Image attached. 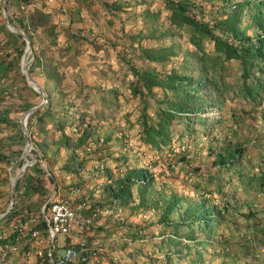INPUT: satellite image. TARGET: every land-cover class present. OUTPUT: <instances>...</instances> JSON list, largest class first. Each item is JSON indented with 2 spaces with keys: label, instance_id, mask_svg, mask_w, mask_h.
I'll list each match as a JSON object with an SVG mask.
<instances>
[{
  "label": "trees",
  "instance_id": "1",
  "mask_svg": "<svg viewBox=\"0 0 264 264\" xmlns=\"http://www.w3.org/2000/svg\"><path fill=\"white\" fill-rule=\"evenodd\" d=\"M71 1L74 5L64 7L68 16L60 18L67 25H59L60 20L54 19L45 1L31 5L35 0H5L8 21L23 33H16L8 29L4 21L0 22V30L4 33L0 43V75L14 65L19 67L26 46L23 35H26L32 49L28 67L30 74L46 92L47 98L52 91L56 92L58 104L57 108L52 107L50 102L42 104L28 116L29 136L40 153L32 149L36 159L30 165L33 166L34 175L26 189L27 210H32L33 206L38 208L39 202L45 203V210H48L46 193L50 185L55 190L58 187L57 170L53 165L61 149L66 148L70 153L57 169L74 173L84 165L86 158L78 157L76 150L85 145L93 134L92 126L85 121L84 115L90 118L93 114L104 118L109 116L100 109L94 108L93 113L87 111L94 104L89 98L90 91H99L97 99L105 105L119 104V86L113 83L116 78L123 83L126 70L125 76L119 75L108 61V47L116 46V41L109 36L99 39L98 35L91 33L92 25L87 23L92 19L99 21V9L110 15L106 17V24L110 27L115 24V16L118 17L120 11L134 20L138 15L135 7L142 6L138 15L141 26L129 36L131 47L135 50L131 55L135 54L143 62L138 64L134 58H127L124 50L116 52L119 67L122 65L120 59L124 60L125 67L132 75L128 88L132 98H137L139 139L156 150L171 147L177 140L180 149L185 137L195 139L203 134L217 141L213 164L228 169L234 160L240 159L245 150L244 142L233 143L227 129L236 131L237 125H224L226 115L223 110L227 99L237 100L240 106L250 105L254 109L264 104V0H238L229 6V0H219L221 4L217 0H161L163 8L158 6L155 9L152 7L153 0ZM244 17L250 22L242 23ZM248 26L254 27L252 35L247 33ZM38 32L40 35H37ZM60 32L64 34L62 41L58 37ZM41 34L47 38V42L40 37ZM145 38L153 39V42L147 45L142 43ZM37 39L40 46L36 44ZM84 43L93 47L87 54L88 70L93 74L92 83L84 81L81 67L77 64L81 53L87 52L83 51ZM99 50L104 53H98ZM98 55L104 57L105 63L97 68L94 59H98ZM70 63L76 64L75 69H68ZM21 77L24 78L22 73ZM72 91L74 96L80 98L78 105L81 107L74 109L78 115L71 113L66 117L61 112L75 106L67 98ZM34 94L35 99L30 105L39 102L40 93L34 90ZM233 109L229 107V112ZM209 110L218 113L214 115ZM76 118L80 132L72 139L65 131L64 123ZM221 125L224 127L221 128ZM109 135L106 134L104 138L108 139ZM185 157L181 156V159L185 160ZM39 159L44 161L46 168L41 166ZM0 162L7 164L9 155L0 151ZM195 169L199 170L197 167ZM105 172L110 179L113 198L121 205L130 204L132 208L141 206L159 211L157 219L150 221L159 225L157 231L147 229L148 225L125 223L130 240L151 241L153 247L148 254L145 253L142 264H208L203 253L214 248L213 240L215 242L218 236L215 234L216 224L223 220V211L230 204L228 200L223 202L221 209L209 199L210 189L197 192L196 196L199 197L174 190L165 195L164 191L156 190L155 177L147 167H131L120 176H113L108 167ZM208 176L212 179L210 172ZM250 176L253 180L261 177L258 183L260 188L263 187L264 169L259 170L258 167ZM19 179L20 176L14 189L18 187ZM194 189L201 190L199 181H194ZM216 190H221L219 185ZM21 214L11 207L5 213L4 222L24 220ZM27 214L29 217L33 211ZM36 226L45 232L43 221L39 220ZM10 234L9 237H14L17 232ZM155 236L159 239L152 242ZM134 250L129 249L126 254L133 258L131 264H138L134 258L141 251L137 248ZM37 257L41 259L40 263L51 264L44 257ZM184 257L188 260L182 261ZM70 264L92 262L76 260Z\"/></svg>",
  "mask_w": 264,
  "mask_h": 264
},
{
  "label": "rangeland",
  "instance_id": "2",
  "mask_svg": "<svg viewBox=\"0 0 264 264\" xmlns=\"http://www.w3.org/2000/svg\"><path fill=\"white\" fill-rule=\"evenodd\" d=\"M43 1L51 9L55 20L68 16L64 7L74 5L71 0H35L31 5H39ZM217 1L220 4L222 3L219 0ZM236 1L238 0H229L227 2L228 6ZM227 3H224V5H227ZM158 6L163 8L161 0H153V9ZM135 8V13L139 15L142 6L137 5ZM4 10L6 11V8H4L2 0H0V22L4 21ZM99 11V21L94 19L87 20V23L92 25L90 28L91 33L98 35L99 39L109 36L111 40L116 41V46L110 45L108 47L110 50L108 61L113 69L119 72V75H123L124 70H126V76L123 75L126 78L123 83H120L119 78H116L113 83L119 86V102H117L119 104L117 105L108 106L103 104L96 96L99 91H90L89 98L93 100L94 104L87 108V111L93 113L94 108L100 109L104 111L105 115L109 116L104 118V116L99 117L93 114V117L90 118V116L84 115L85 121L91 124L93 132L92 138L76 150L78 157L86 158L84 165L74 173L66 172L65 170L56 171L58 178L56 190L63 196H70L68 199L72 201L73 205L86 201L85 205L100 204L111 209L108 214L100 216L99 220L102 222L93 227V229L97 230V233L93 234L90 239L86 238L85 234L92 228H88L81 233L88 243L95 244L100 242L106 247L102 251L103 253L98 254L97 259L99 261L92 259V264H131L133 258L130 259L126 251L129 249L134 250V248L141 251L138 255L136 254L137 257L134 260L137 259L138 264H142L145 253L148 254L153 247L151 241L130 240L125 223L148 225L147 229L153 231L159 229V225L151 224L150 222L157 219L158 210L153 208L145 209L141 206L132 208L130 204L123 206L113 198L109 185L110 179L105 172L106 167L110 169L113 176H120L131 167H147L153 172L155 177L154 186L156 190L164 191L165 195H168L170 190H174L196 196L197 192L210 189L209 199L217 206H220L221 209L223 202L228 200L230 204L223 211L224 218L216 224L215 234L218 236L215 237V242L213 240L214 248L211 251L208 249L204 250L203 257L206 259L205 261L208 264H264V185L260 188L258 182L261 177L253 180L250 176L253 171H257L258 167L259 170L260 168L264 169V104L254 109L250 105L240 106L237 104L239 103L237 100L227 99L223 110L226 115L224 125H237L236 131L227 129V133L233 143L235 141L244 142L243 146L245 147L240 159L234 160L228 169L212 163L214 151L218 149V146H216L217 141L210 140L203 134L198 135L195 139L185 137L186 139L184 138L185 140L180 149L178 148L177 140L173 146H165L161 150L150 147L139 139L137 98H132L128 88V81L132 78V75L125 67L124 60L120 59L122 65L121 68L119 67V58L116 56V52L121 49L125 51L127 58H134L138 64L143 62L135 54L131 55L135 50L131 47L132 41L129 36L141 26V18L137 15V18L133 20L120 11L118 17L117 15L115 16V24L109 27L106 24V17L110 15L100 9ZM164 12L161 14L164 15ZM243 22H250V20L244 17ZM63 24L67 25L65 21L60 20L59 25ZM246 30L250 35L254 33V27L248 26ZM37 35H40V32ZM40 37H43L44 42H47V38L43 34ZM58 37L59 41H62L64 34L60 32ZM3 39L4 33L0 30V43ZM152 42L153 39L148 38L142 41L146 45ZM36 44L37 46L41 44L38 39ZM82 48L83 51L87 52L81 53L77 64L81 67V76L84 77V81L92 83L94 82L92 79L93 74L88 70L87 62H89V57H87V54L93 47L88 43L87 45L84 43ZM38 49L37 47V52ZM98 53H104V51L99 50ZM28 56L30 57L28 58ZM31 59L32 49L30 48L27 55L28 66ZM94 63H96L94 65L97 68L102 66L105 63L104 57L98 55V59L95 58ZM75 65L70 63L68 69H75ZM21 73L19 62V67L14 65L3 75H0V151L9 155V160L12 159L15 162L14 171L19 166L20 157L23 156L27 146H25L26 139L23 135L20 118L25 110L35 105H30L35 99L33 83L23 73L24 78H22ZM28 81L32 84L28 83ZM84 90L88 89L85 88ZM40 95V98H38L39 102L43 99L42 93ZM44 96L46 100L42 104L50 102L52 107H58L55 91H52L49 98L46 97V92H44ZM67 98L75 106L69 107L66 112H61L62 115L66 117H69L71 113H75V116L78 115V112H75L74 109L76 106L77 108L81 107V105H78L80 98L76 95L74 96L73 91L68 94ZM229 107H234L233 111L229 112ZM209 113L217 115L218 112L209 110ZM27 120L28 117L26 118L25 126L29 134ZM78 121L76 118L72 122L64 123L65 131L72 136V139L80 132ZM224 125H221V128ZM219 129L220 126L216 131L219 132ZM106 134H110L108 139L104 138ZM32 145L26 154L28 158L35 156L32 149H35L38 154L40 153L33 142ZM68 153L70 152L66 148L61 149V153L57 158L59 164L66 159ZM184 155H186V159L182 160L181 156ZM0 163H2L0 165V212L5 211L10 206L12 198V209H18L22 213L21 217L26 218L27 212L32 213L33 211V215L38 218L40 207L44 203L39 202L40 206L38 208L33 206L32 210H27L26 207L28 203L26 189L28 181L34 175L33 166L23 172L20 176L18 187L16 189L13 188L11 192V185L5 168L7 164ZM40 164L46 168L44 161L43 163L40 162ZM57 167L55 166L54 168L57 169ZM195 167L199 168V170L195 169ZM199 171L201 172L198 173ZM208 172H210L212 179H209ZM58 176L62 177V179ZM194 181H199L201 190L194 189ZM217 185H219L221 190H216ZM72 188H80V192L70 194L69 192ZM54 190L55 187L50 185L46 193L47 199ZM24 208L26 210H23ZM16 221H20V219ZM11 222L1 223L6 235H8ZM97 226H101V228ZM219 234L221 235L220 237ZM64 238L63 234L57 235L56 243L58 246L63 243ZM158 239V236H155L151 240L155 242ZM61 250L62 248L59 246L58 251ZM27 251H29L28 254ZM1 257L0 251V264L4 262ZM161 257L162 255L159 254V258ZM4 258L6 259V264H43L40 263L41 259L37 257L34 245L31 243L27 233L20 237L18 249L15 252L7 253ZM175 260L180 263V260ZM181 260L185 261L188 258L184 257Z\"/></svg>",
  "mask_w": 264,
  "mask_h": 264
},
{
  "label": "built area",
  "instance_id": "3",
  "mask_svg": "<svg viewBox=\"0 0 264 264\" xmlns=\"http://www.w3.org/2000/svg\"><path fill=\"white\" fill-rule=\"evenodd\" d=\"M32 146L30 145V147ZM26 154L20 157L19 166L16 167L15 171L13 170L15 162L12 159L6 165L7 178L11 186L23 174L26 167L32 165L36 159L33 156L34 159L31 160L32 157L28 158ZM40 161L43 163L42 159ZM78 192H80V188H72L70 194ZM47 202H49L48 210H45V203L41 205L39 219L35 215H30L24 220L12 222L8 235L17 232L14 237L5 234L1 223L4 222L6 210L0 212V251L4 261L2 264H6L4 257L7 253L15 252L18 249V241L24 233L29 235L36 254L44 257L51 264H70L76 260L88 262L97 259L98 254L106 248L100 242L88 243L81 233L88 228H93L100 216L111 212L109 207L100 204L85 205L86 201L73 205L67 197L61 195L57 190L49 195ZM39 220L44 222L45 232L36 226ZM58 234L65 236L63 243L59 245L62 248L61 251H58L59 246L56 243ZM28 253L29 251H27Z\"/></svg>",
  "mask_w": 264,
  "mask_h": 264
},
{
  "label": "water",
  "instance_id": "4",
  "mask_svg": "<svg viewBox=\"0 0 264 264\" xmlns=\"http://www.w3.org/2000/svg\"><path fill=\"white\" fill-rule=\"evenodd\" d=\"M2 5L5 7V0H2ZM3 17H4V22L6 24V26L16 32V33H23L20 29H18L17 27L13 26L9 21H8V17H7V12L4 10L3 12ZM24 39H25V42H26V47L24 49V52L21 56V60H20V67H21V71L23 74H25L26 77H28L30 79V81L33 83L32 87L37 90L38 92L42 93V96H43V99L42 101H40L39 103L31 106L30 108H28L27 110H25L20 118V123H21V126H22V130H23V135L26 139V142L25 144L26 145H32V140L29 136V134L27 133L26 131V118L28 117V115L33 112L37 107H39L46 99H45V96H44V92L41 88V86L38 84V82L31 76L30 74V71L28 69V63H27V55H28V51L30 50L31 48V43H30V40L29 38L26 36V35H23ZM30 81H28V83H30ZM30 83V84H32ZM34 159V157L32 156L31 160ZM16 181V180H15ZM15 181L14 183L12 184L11 186V192L14 188V184H15ZM12 203L13 201L11 200V204L10 206L6 209V212L12 207Z\"/></svg>",
  "mask_w": 264,
  "mask_h": 264
},
{
  "label": "crops",
  "instance_id": "5",
  "mask_svg": "<svg viewBox=\"0 0 264 264\" xmlns=\"http://www.w3.org/2000/svg\"><path fill=\"white\" fill-rule=\"evenodd\" d=\"M62 162V161H61ZM55 166H58L59 167V163H58V159H57V162L53 165V167H55ZM55 170H59V169H55ZM60 193V192H59ZM70 193V192H69ZM61 194V193H60ZM66 197V196H65ZM67 198H70V196H67ZM69 200V199H68ZM70 201V200H69ZM71 203H72V201H70ZM23 210H26L25 208L23 209ZM102 221L101 220H99V221H97V225L98 224H100ZM97 227H99V228H101V226H97ZM97 233V230L94 228H92V230H88V232L85 234V236H86V238H91V236L93 235V234H96ZM84 235V234H83ZM88 235H89V237H88ZM86 238H84V239H86Z\"/></svg>",
  "mask_w": 264,
  "mask_h": 264
},
{
  "label": "bare ground",
  "instance_id": "6",
  "mask_svg": "<svg viewBox=\"0 0 264 264\" xmlns=\"http://www.w3.org/2000/svg\"><path fill=\"white\" fill-rule=\"evenodd\" d=\"M28 52H29V51H28ZM27 149H30V146H29V145L26 146L24 154L27 153V152H26ZM28 152H29V150H28Z\"/></svg>",
  "mask_w": 264,
  "mask_h": 264
}]
</instances>
